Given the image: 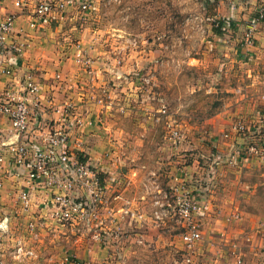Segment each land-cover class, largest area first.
<instances>
[{
    "label": "rangeland",
    "instance_id": "rangeland-1",
    "mask_svg": "<svg viewBox=\"0 0 264 264\" xmlns=\"http://www.w3.org/2000/svg\"><path fill=\"white\" fill-rule=\"evenodd\" d=\"M263 1L90 0L88 10L68 9L54 30L29 27L40 37L26 52L42 64L31 72L49 79L50 95L58 87L53 63L76 54L91 61V74L85 68L74 80L60 78L66 97H52L72 103L85 120L95 113L96 130L85 132L80 153L96 167L104 193L95 245L86 231L51 223L52 231L36 234L38 253L5 264H70L66 257L83 246L97 254L85 264H179L184 247L169 208L172 189L177 197L187 190L206 200L208 193L211 201L209 217L197 216L198 264H264V18L246 41L249 23L264 16ZM64 69L77 68L68 61ZM173 132L182 135L176 146ZM225 135L243 155L225 149L222 157L207 145ZM210 219L221 224L214 228Z\"/></svg>",
    "mask_w": 264,
    "mask_h": 264
},
{
    "label": "built area",
    "instance_id": "built-area-1",
    "mask_svg": "<svg viewBox=\"0 0 264 264\" xmlns=\"http://www.w3.org/2000/svg\"><path fill=\"white\" fill-rule=\"evenodd\" d=\"M10 1L21 10L18 17L27 16L28 28H41L54 15L61 16L68 9L90 8V0ZM16 18L14 14L0 17V252L8 244L13 260L27 261L34 256L31 247L39 238L36 234L46 229L52 231V227L46 228L51 223L72 228L75 233L86 231L88 242L96 243L99 214L96 203L98 194L103 195L104 191L91 159L80 153L86 120L69 101L59 103L47 96L27 68L29 43L22 39L26 34L17 31L22 28L16 29ZM263 18L260 15L249 23L246 41ZM74 60L91 74L88 58L76 54ZM88 124L91 126V122ZM235 130L241 134L244 127L238 124ZM171 140L176 146L182 135L173 132ZM255 152L248 150L250 154ZM231 155L243 154L232 150ZM6 176L14 178L17 184L7 201L3 193ZM172 191L173 203L169 208L181 222L180 241L184 247L179 264H196L203 229L197 216L203 217L209 206L202 194L196 197L184 190L183 196L177 197L176 189ZM65 260L70 264H85L73 255Z\"/></svg>",
    "mask_w": 264,
    "mask_h": 264
},
{
    "label": "crops",
    "instance_id": "crops-1",
    "mask_svg": "<svg viewBox=\"0 0 264 264\" xmlns=\"http://www.w3.org/2000/svg\"><path fill=\"white\" fill-rule=\"evenodd\" d=\"M261 7H263V11H264V1L262 3ZM19 11L21 12V10L19 8H15L14 7L13 3L10 0L3 1V2L0 1V17L5 16V15H8V14H14L17 17L16 18V21H15V27H16V29H19V28L21 29L22 28V30H17V31H21L23 34H26L22 38L23 41L29 43V47H30L31 44H32V46L35 47V46L38 45V42H39L38 41L39 40L38 38L40 36H38V32L35 33L34 31H30L29 30V28H28V18H27L26 15L25 16H21V17H18V15L21 14ZM62 16L63 15H61V16L60 15H54L53 16V19H51V22H50V26L49 27H48V24H44L43 25L44 30L46 31V28H49V29L54 30L55 27L58 24L60 26H62V24H64V21H61L62 20L61 19ZM244 18H248V16L247 15H244ZM41 34L46 35L47 33L41 32ZM72 34L75 35V33H72ZM259 34L263 35V32H261ZM74 42H75V44H74L75 45L74 46V50H76V52L78 53L79 51H81V49L83 47L81 46V43L78 40H75ZM71 52H72L71 53V56H74L75 55V51L72 50ZM66 59H67V57L65 58V60H60L59 65H57L58 63H53V67H55L58 70L56 72H53V75H52V80L55 81L54 83H56V85L58 86L57 89L55 88L56 89L55 92L52 93L53 96L66 97L64 90L63 89L60 90V87L63 84V82H62V80L60 78H63L64 77L68 81V79L70 80L73 77V80H74V77L77 76V74L80 72V70H81V72L84 71L82 67H80V66L77 65V63L75 62V60H69L68 59V61H70V64H72L77 69L74 70V71L65 72L64 74L63 73H60V71H62V68H63V70H66V69H64L65 68V65L68 62ZM74 59H75V56H74ZM26 64H27V68L30 69V70L33 69L35 65L36 66L37 65L42 66V64H40V62H39V59H36L35 62H34V60L32 58H30V56H29V54L27 52H26ZM43 77L44 78H47L48 76L47 75H43ZM36 80L39 83H41L42 88H43V91L45 92V94L47 96H52V95L49 94L50 91L48 89V83L47 82H48L49 79H44L45 81H43L42 79H39L37 77ZM56 85H55V87H56ZM52 89H54V87ZM95 117L96 116H95V113L94 112L89 115L88 119L86 120V125L84 127V132H86V133L89 134L93 130H96V127H95L96 125H94V122H95L94 119H95ZM88 122H91V126H89ZM2 124H4L5 126L7 125V123H5V122H3ZM222 134L223 133L219 134V136H221ZM209 138L207 139L208 140V144L207 145L212 146L211 148H213V149L216 148V151H214V152H216L215 154H217V153L220 154L219 156H222L223 157L226 154L225 152H223V150H225V149L227 150V152H229V150H234V151L238 150V152H240V149H239L240 142L235 144L234 141H229V138H227L226 140H223V141L215 140L216 138L212 139V137H209ZM210 146H207V147H210ZM13 180H14V178L8 177V176H6V178L3 179V181H4V184H3L4 185V191H3V193H4V199H5V201H7L9 199V197L13 193V191L14 192L16 191L17 184H16V182H13ZM205 189L207 190V188H205ZM206 197H207L206 198V202L208 203L209 210L206 212L205 218L206 217H209V213L213 209V207L211 205V201L208 198V193H207V196ZM139 199L140 200L141 199H144L145 200L147 198L144 197V196H142ZM127 200L130 201L132 199H130V200L127 199ZM137 200L138 199H134L133 201H130V202L132 204H134V205L137 204L136 206H140V208H142L144 210V208H146V206H147V203L144 204V201L137 202ZM219 211L222 212V210H219ZM215 221L219 222L220 220L219 219H210L209 224L211 223V225L214 228H217L218 227V224H215ZM220 224H221V221H220ZM18 228H21V226H19ZM174 241H176V240H174ZM203 241H204V239H203ZM55 244L56 245H60V244H63V242L62 241H56ZM93 244L95 245V243H93ZM7 245L8 244L5 245L6 248L3 250L4 252L3 253H2V251L0 252V264H5V261H12V262L14 261L13 258L11 257V255H10L11 254L10 249H9L10 245H8V246ZM199 246L197 247V254H196V258H195L196 264H198V257L202 254V252H201V248L202 247H201V245H199ZM33 248H35L34 252L35 253H38V248L37 247H33ZM93 248H95V250ZM63 255H64V253H63ZM96 256H97V254H96V247H94V246H92V248H89V249H87V247L85 248L83 246V247H81V250H78L77 251V253L74 251V257H76V259H77L78 262H82V261H86V260H88L89 262H93V261L96 260ZM201 256H203V255H201ZM3 259H5V260H3ZM240 264H241V261H240Z\"/></svg>",
    "mask_w": 264,
    "mask_h": 264
},
{
    "label": "trees",
    "instance_id": "trees-1",
    "mask_svg": "<svg viewBox=\"0 0 264 264\" xmlns=\"http://www.w3.org/2000/svg\"><path fill=\"white\" fill-rule=\"evenodd\" d=\"M218 30H221V27H220V28H218Z\"/></svg>",
    "mask_w": 264,
    "mask_h": 264
}]
</instances>
